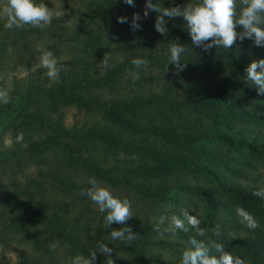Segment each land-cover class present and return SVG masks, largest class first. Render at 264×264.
Wrapping results in <instances>:
<instances>
[{
    "label": "trees",
    "instance_id": "16d2710c",
    "mask_svg": "<svg viewBox=\"0 0 264 264\" xmlns=\"http://www.w3.org/2000/svg\"><path fill=\"white\" fill-rule=\"evenodd\" d=\"M63 2L71 5L69 17L53 19V29L48 26L40 33L56 39L50 49L58 55L78 53L73 65L62 61L59 82L50 80L42 67L30 71L13 82L11 101L0 103V122L12 116L3 125L10 135L8 145L0 135V180L11 172L10 183H0V223L29 240L35 253L30 264H47L42 257L53 259L59 249L72 258L88 256L99 242L126 252L128 259L114 264H180L153 249L161 244L178 253L176 241L150 239L157 222L128 225L138 238L127 244L111 239L115 227L93 225L86 218L87 206L72 211L89 199L81 191L90 187V178L152 203L179 204L178 195L194 194L201 202V227L208 229L197 238L222 243L225 252L240 256L245 264H264V198L253 195L264 188L259 171L264 169V94L246 79L247 66L264 58V46L245 38L231 49L204 51L192 43L181 17H165L168 31L161 35L154 27L159 14L149 11L143 17L145 0H134L135 7L124 0ZM197 2L153 0L161 7ZM134 13L141 16L136 31L131 29ZM121 16L127 17L126 23L117 22ZM173 43L188 49L181 55L187 65L183 70L218 73L217 84H155L157 77L171 76L164 71L176 70L169 64ZM107 56L110 67L99 70L98 62ZM136 58L147 60V67L136 69ZM129 72H138L139 79L134 81ZM66 107L75 110L70 122L61 114ZM18 133H23L21 143L15 142ZM120 152L137 162L106 166L97 158ZM199 177L209 184L199 183ZM238 206L255 217L258 228L240 222ZM182 210L170 209L178 216ZM216 225L219 236L212 231ZM194 234L190 228L177 236L188 242ZM53 243L55 251L50 250ZM105 259L97 252L96 264Z\"/></svg>",
    "mask_w": 264,
    "mask_h": 264
},
{
    "label": "clouds",
    "instance_id": "9594fccd",
    "mask_svg": "<svg viewBox=\"0 0 264 264\" xmlns=\"http://www.w3.org/2000/svg\"><path fill=\"white\" fill-rule=\"evenodd\" d=\"M124 3L135 7L134 0H124ZM239 5L240 8L237 11V0H198L197 3H187L184 7L179 5L161 7L158 3H153V0H145L143 17L147 18L149 11L158 13L154 27L161 35H166L168 31L165 17L169 19L181 17L186 22L192 43L204 51L213 47L231 49L237 40L243 41L245 38H254L255 45L264 46V0H239ZM0 14L6 17L7 22L4 27L9 30L14 27L23 29L25 26L43 30L51 25L54 18L52 10L44 3V0H39V2L37 0H5ZM55 15L58 17L60 13H55ZM140 20V14L134 13L131 22L132 31L141 28L138 23ZM117 22L126 23L127 17H118ZM237 26H242L243 30L237 31ZM187 50L182 44L173 43L170 45L169 64L175 65L177 72L187 66L186 63H181V55ZM40 63L47 69V77L54 82H59L62 66L59 65L51 51L42 52ZM132 64L136 69H140L141 66L146 68L148 61L136 58L132 60ZM102 65L105 70L110 67L106 59L103 60ZM246 73V79L257 87L259 94H264V58L253 60L247 66ZM129 75L134 81L139 79L138 72H129ZM10 101L8 90L0 88V103L8 104ZM23 139V133H18L15 142L21 143ZM88 183L90 187L82 190L81 195H87L98 205L101 213H106L105 226L109 227L112 224L122 226L112 229L111 239L122 242H131L137 239L138 234L126 224L133 217L132 202L127 198L117 197L110 188L102 186L95 178H90ZM253 195L264 198V188L254 191ZM236 213L240 222L247 228L254 230L259 227V222L243 207L238 206ZM166 219L170 222L162 228L161 225L165 224ZM201 223V219L196 215H190L189 211L182 210V216L173 214L170 218L159 217L154 228L160 237H163L167 232L171 234L172 238H176L178 231L187 233L190 228L194 230L195 234L189 237L188 246L182 253L180 264H245L240 256L225 252L222 243L205 242L203 239H198L197 237L206 236L208 231L201 227ZM212 231L219 236L220 226L216 225ZM65 247L68 245L65 244ZM50 250H56L55 243L50 245ZM97 252L106 255L104 264H114L111 258L112 248L102 242H99L97 250L92 251L88 256L77 254L71 260V264H96ZM217 254H219V258H217Z\"/></svg>",
    "mask_w": 264,
    "mask_h": 264
},
{
    "label": "rangeland",
    "instance_id": "374dc122",
    "mask_svg": "<svg viewBox=\"0 0 264 264\" xmlns=\"http://www.w3.org/2000/svg\"><path fill=\"white\" fill-rule=\"evenodd\" d=\"M37 2H39V0H37ZM44 3L52 10L54 14L53 19L61 21V18L69 17L68 15L71 5H68V3L67 5H65L63 0H44ZM4 5L5 0H0V10H2ZM78 6L79 4L76 5V7ZM55 13H60V15L57 17ZM6 22V17L0 14V88L11 91L14 81L25 77L27 73L39 67L44 68V72L46 73L47 69L40 63V56L43 51H51L55 58L58 60L59 65L62 63V61H66V66L73 65V56L77 55L78 53L67 54L65 53V51H63L61 55H58V52H53L50 48L56 42V39L54 37H50L47 34L40 33L39 28H36L39 31L31 32V26H25L23 29H17L14 27L13 29L9 30L4 27ZM49 27L53 29V24H51ZM21 32L28 34V38L23 40V38L20 37ZM26 41H29V45L27 48L22 46V42L25 43ZM105 59L107 60V62L110 61L109 56H107ZM102 62L103 60H100L98 62L99 70H102L104 68ZM163 74H169L171 76L157 77L155 84L171 83L172 85L176 86L182 82H189L195 85L206 84L212 87L217 84L220 77L218 73L185 70L179 72H177V70H169L164 71ZM61 114H63L66 122H70L74 118L75 110L72 107H66L61 110ZM79 116L80 114L76 113V117ZM6 118L7 119H3L0 122V135L3 139V145H8L10 142V135L7 133V130L3 125H6V123L11 120L12 116L8 115L6 116ZM83 119L84 118L82 117V121ZM2 143H0V148L3 147ZM231 154L238 155L237 152H231ZM238 156L243 157L242 155ZM97 158L101 159L103 165L106 166H125L137 162L136 157L124 154L122 152L115 155H105ZM25 167L29 170L35 169V166L33 165H26ZM259 171H261V173H264L263 168H261ZM6 173L2 175L0 183H10L11 172L8 171V174ZM17 176L19 180H22L23 174H19ZM197 181L199 183L202 182L204 184H209L208 181L204 180L201 177H199ZM101 185L110 188L113 194L117 197H120L122 199L127 198L132 202L133 217L126 222L127 226L132 225L136 222H158V218L161 216L170 218L173 214H175L173 211H170V209L175 206H181L183 209L189 210L192 213L194 212V214L198 218H200L201 202L194 194H186L182 196L178 195L177 198L179 199V204L174 201L172 203H152L140 198L138 195H135L124 188L110 187L105 184ZM86 206L89 208V213L86 218L92 221L93 225L99 224L105 226L104 217L106 213H101L99 211L98 205L95 204L90 198L88 200H85L82 204H78L77 206H75L72 211L76 212L82 210ZM157 211L163 212L156 213ZM169 222L170 221L166 219L164 225H167ZM110 227L111 229L114 227L118 229L122 226L118 224H112L110 225ZM150 239H168L176 241L177 243L174 244V248L178 249V253L175 252L174 249H171L170 246L161 244L152 246L153 249L161 253L163 259H176L178 263H180L183 251L188 246L187 241L179 238L178 236H176V238H172L170 233H164L163 237H160L158 233H154L150 236ZM126 243L128 244L129 242ZM125 253L113 250V252L111 253V258L115 262L125 261L128 259L126 258ZM34 256L35 253L31 248V244L28 239H25L20 233H13L5 230L0 223V264H30L29 260L34 258ZM105 258H107L106 255ZM72 259L73 258L67 255V253H65L63 249L57 250V252H55L54 254L53 259H49L46 256L42 257V260L47 264H71Z\"/></svg>",
    "mask_w": 264,
    "mask_h": 264
}]
</instances>
